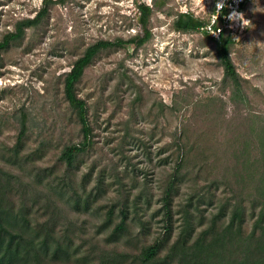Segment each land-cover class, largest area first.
Segmentation results:
<instances>
[{"label":"rangeland","instance_id":"1","mask_svg":"<svg viewBox=\"0 0 264 264\" xmlns=\"http://www.w3.org/2000/svg\"><path fill=\"white\" fill-rule=\"evenodd\" d=\"M213 1L65 0L1 52L2 199L52 249L60 246L71 256L50 254L41 264H140L130 256L153 242L163 243L162 257L183 228L199 232L233 195L226 178L236 186L232 151L246 141L242 117L264 115V0H247L233 33L230 58L244 105L229 99L215 43L202 31L173 27L182 13L206 23ZM40 3L0 0V41L16 22L34 17ZM139 4L151 7L150 38L137 48L99 51L75 84L92 144L67 169L60 152L82 136L64 98V76L88 46L140 37ZM182 133L188 148L204 150L207 162L186 164L166 209ZM120 211L127 214L125 228L115 232ZM189 214L192 226L183 227Z\"/></svg>","mask_w":264,"mask_h":264},{"label":"trees","instance_id":"2","mask_svg":"<svg viewBox=\"0 0 264 264\" xmlns=\"http://www.w3.org/2000/svg\"><path fill=\"white\" fill-rule=\"evenodd\" d=\"M65 0H41L40 7L34 17L22 19L16 22L14 30L4 34L0 41V56L11 42L19 40L24 31L35 27L47 16L51 6ZM138 22L142 28V35L129 40L98 41L88 46L83 54L76 59L63 79V93L68 106L74 111L80 126L82 139L78 143H70L63 147L59 160L69 169L75 159L91 147V127L87 120L85 102L75 94V84L82 76L92 58L101 50L117 48L126 44H132L135 48L141 46L150 38L147 23L151 14V7L138 5ZM204 22L194 18L189 13H182L173 22V27L181 33L199 32ZM215 43L217 59L222 68L223 79L230 86V101L234 104H245L246 94L243 91L242 79L230 58V49L234 45L233 35L222 31L217 39H211ZM1 58V57H0ZM241 126L247 128L246 138L238 148L232 151L235 165L232 168L236 186L226 178L229 185L228 192L233 195L219 203L215 212L211 214L208 223L195 233L194 227L183 228L191 223L190 214L184 217L183 229L162 257L163 243L153 242L140 249L138 254L130 256L140 264H264V115H248L242 117ZM23 135L20 131L18 138ZM184 134L177 143L178 158L174 172L171 176L165 194V208H169V198L173 192L174 182L180 177L184 167L190 161L200 164L207 162V157L202 159L203 151L188 148L184 143ZM194 154V155H191ZM196 158L201 160L196 161ZM198 164V163H197ZM227 172L229 170H226ZM225 176V177H226ZM6 192L0 191V264H41L51 254L52 258L62 255L71 257L60 246L52 249L46 237H40L31 228V221L21 212H14L2 199ZM250 214L251 226L246 229V215ZM113 208H109L106 217L111 218ZM168 213V212H167ZM119 222L114 227L115 232H121L125 228L127 214L119 212ZM166 241V240H165ZM157 262V263H158Z\"/></svg>","mask_w":264,"mask_h":264},{"label":"built area","instance_id":"3","mask_svg":"<svg viewBox=\"0 0 264 264\" xmlns=\"http://www.w3.org/2000/svg\"><path fill=\"white\" fill-rule=\"evenodd\" d=\"M247 0H214L208 21L201 31L210 39H217L224 29L233 35L243 22Z\"/></svg>","mask_w":264,"mask_h":264}]
</instances>
